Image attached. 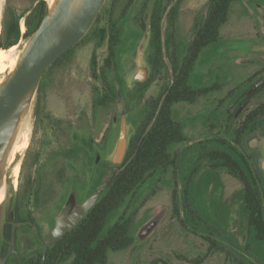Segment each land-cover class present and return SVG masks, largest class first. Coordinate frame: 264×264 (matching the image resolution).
Here are the masks:
<instances>
[{
	"label": "rangeland",
	"instance_id": "obj_1",
	"mask_svg": "<svg viewBox=\"0 0 264 264\" xmlns=\"http://www.w3.org/2000/svg\"><path fill=\"white\" fill-rule=\"evenodd\" d=\"M207 1H183L174 35L175 45L176 43L179 45L180 52L193 37L194 18L205 15ZM151 2L152 0H132L125 14L120 16L126 5V1L122 0L114 10V17H119V25L123 30L116 55L117 76L112 71L109 79L116 87L121 81L123 92L109 108L93 109V88L100 87V83L91 76L90 57L95 52L98 68L107 57L106 43L97 46L94 36L84 37L68 57L42 75L26 109L27 147L18 151L11 164L7 160L8 153L7 155L5 151L2 153L0 185L4 198L0 204V243L9 204L12 203L15 194L27 187L38 175V171H41L43 177L42 200L37 205L29 197L24 212H31L42 226L44 235L53 222L55 223V219L70 213L89 196L98 193L99 197L101 196L103 187L95 186L97 169L101 168L105 173L102 181L104 183L112 173L113 166H118L112 164L110 159L121 126L123 124L126 126L131 138L147 103L159 95L167 78L164 77V81L157 79L151 83L140 100L136 97L131 99L128 94L129 91L138 88L137 83H142L133 79L137 70H147L146 80L150 74L147 62L148 36L145 30L142 31L138 26L136 16L144 3L149 7ZM106 3L105 1L104 4ZM240 3V0L232 3L228 21L220 30V39L202 50L188 79V86L192 89L212 85L218 86V89L200 97L194 104L179 103L173 107V119L181 124L186 138L183 143L170 149L171 156L177 157L178 170L172 165L163 171L155 172L127 198L125 206L114 216L110 225L123 211H128L130 215L134 214L130 228L134 243L125 251L108 253L106 264H158L156 261L160 258L169 257L174 260V256L192 249L190 244L184 246L185 240L191 237L183 235L181 230L179 232L178 224L173 226L170 233L168 232L171 227L166 224L171 220L174 205L172 194L183 193L189 205L188 210L198 212L203 219L201 225L198 220L191 221L187 214L188 210L185 209V218L188 219V227L191 229H201L204 223L215 222L218 218V223L215 222L218 230L226 233L225 228L231 215L235 214L239 219V208L236 206H240V203L234 193L238 195L242 193V184L225 169L214 168L206 154L213 150L231 153L228 146L233 145L234 131L241 125L249 111L264 103V93H260L238 108L234 117L230 119L227 117L226 111L232 107L234 100L239 98L260 73L258 64L251 65L246 63L245 59L264 57L262 34L264 30L254 28L249 21L247 25L243 22L241 17H244L245 12L242 11ZM7 5L22 15L34 6L33 0H2L0 33L1 20ZM106 24L105 18L101 26ZM166 28L167 22L164 19L162 23L164 33ZM21 30L25 31L23 20ZM26 42L20 40L16 46L22 49ZM164 58L169 67L167 56L164 55ZM10 72L12 69L9 70V74ZM231 91L236 95L227 101L225 98ZM253 135L256 138H253ZM257 139L256 149H243L244 155H250L254 167L257 164L259 166L264 160V125L258 122L254 134H246L243 141L254 145ZM21 143L23 139L17 140L14 145L20 146ZM70 148H78L77 158L65 161L59 157V151ZM16 164L19 165V173L17 182L14 183L12 168ZM260 185L264 200V182L262 181V184L260 182ZM93 190L94 193L89 195ZM222 190L236 196L238 204L235 203L236 206L232 204L226 193H221ZM166 232L168 233L165 234ZM202 232L209 233L207 228ZM197 241L194 239L193 244ZM248 244L249 248L246 251L248 254L256 258L264 257L259 242L252 239ZM194 247L195 255L198 251L197 246ZM177 261L178 264L184 263Z\"/></svg>",
	"mask_w": 264,
	"mask_h": 264
},
{
	"label": "trees",
	"instance_id": "obj_2",
	"mask_svg": "<svg viewBox=\"0 0 264 264\" xmlns=\"http://www.w3.org/2000/svg\"><path fill=\"white\" fill-rule=\"evenodd\" d=\"M122 0H106L101 11L96 17L90 30L84 37L94 36L97 46L106 43L107 57L103 65L98 68L95 52L89 61L91 76L100 83V87L93 88V109H106L113 105L117 97L123 92V83L120 81L116 87L110 81L109 75L117 70L116 55L121 43L122 26L119 25V17H114V10ZM126 5L121 10L120 16L125 14L132 0H125ZM184 0H152L148 7L144 3L137 13L136 21L142 31L149 26V41L147 62L150 67V77L146 82L138 83L136 89L128 92L133 99L136 94H141L148 89L151 83L157 80V76L167 77L159 95L148 103L140 122L136 125L131 136L123 162L113 166V171L103 183L104 174L101 168L97 169L95 186H102L103 192L95 205L80 223L66 233L60 240L52 245L46 253L45 264L69 262V264H106L108 253H117L129 249L134 239L130 234L134 214L123 211L118 219L110 225L114 216L125 206L127 198L141 186L148 177L157 171H163L172 166L173 158L170 153L172 146L185 141L183 129L180 123L173 119V107L179 103L194 104L200 96L209 92L210 89L197 91L188 86V79L199 54L208 45L215 43L220 38V30L227 22L229 10L236 0H208L205 6V15L197 16L193 22V37L186 45L184 53H170L171 47L175 46L173 30L179 15L181 4ZM34 6L23 15L11 7L6 6L1 20L0 49H9L16 46L20 40L27 41L41 24L46 11L45 0H33ZM107 19V24L101 26V22ZM166 19L167 28L162 30L163 20ZM25 31L21 30V22ZM83 37V38H84ZM80 42V41H79ZM78 45V43L76 44ZM75 45V46H76ZM74 46V47H75ZM73 47V48H74ZM71 48L59 59L51 63L47 69L58 64L68 57L73 50ZM164 54L169 60L166 65ZM171 70V77L169 75ZM163 80V81H164ZM136 99V98H135ZM141 99V97L137 98ZM261 114V108L246 115L241 126L234 132L233 143L238 147L243 143V134L249 124L254 123L256 116ZM229 117H232L231 115ZM56 123H60L56 121ZM235 156L240 154L231 147ZM59 157L65 161L77 158L78 148L59 151ZM88 154V152L86 151ZM208 161H212L214 168L224 167L230 173L241 175L240 180L245 188L246 204L250 210V223L255 229V237L264 248V209L260 196V182L252 184L246 181L239 162L235 157L224 150H213L206 154ZM239 158L243 160V155ZM91 161L92 157H90ZM108 165H110L108 163ZM41 171L30 181L27 187L19 190L9 204L4 228L2 231L4 251L7 243L12 239H20V234L25 233L28 227H21L26 219L30 218V211H25L26 200H31L39 205L43 197V177ZM94 190L89 194H93ZM16 224L15 233L11 232V225ZM6 243V244H5ZM12 262V263H11ZM9 264H33L32 261L22 262L17 257H12Z\"/></svg>",
	"mask_w": 264,
	"mask_h": 264
},
{
	"label": "flooded vegetation",
	"instance_id": "obj_3",
	"mask_svg": "<svg viewBox=\"0 0 264 264\" xmlns=\"http://www.w3.org/2000/svg\"><path fill=\"white\" fill-rule=\"evenodd\" d=\"M240 2H241L240 6L243 7L242 11L245 12L244 17H241L243 19V22H245L247 25V22L249 21V23L252 26L254 25V28L259 27L260 30H262V29L264 30V0H240ZM227 21H228V19H227ZM262 34H264V32H262ZM174 35H175V29L173 30V36ZM185 47L183 48L182 52H180L179 51L180 47L176 43L175 46L171 47L170 53H177L178 56H181V54L184 53ZM245 61H246V63H249L251 65L255 64V66H256V64H258V68H259L260 73L257 75L256 80H254V82H251L250 85L246 89H244V91L239 95V98H236V100H234V104L232 105V107L226 111L227 117H229L230 115L232 117H234V115L236 114L235 112L238 108H241L244 104H246L248 101H250L253 97L257 96L258 94L264 93V84L262 86H260L259 88L252 91V88L261 79L264 78V57L263 58H261V57H259V58L247 57L245 59ZM168 62H169V60H168ZM166 65H167V63H166ZM169 68H170V66H169ZM47 70L48 69L46 68L43 75L46 74ZM169 73H170V77H171V70H169ZM150 74H151V71H150ZM150 74H149V77H150ZM149 77H148V79H149ZM157 79L164 80V78L160 77L159 75L157 76ZM205 89H210L208 92V93H210V92L217 90L218 86L212 85L209 87H202V88L194 89V90L202 91ZM207 94H205L203 96H207ZM235 95H236V93H234V91H231L227 94L225 99H228L227 101H229ZM203 96H200V97H203ZM135 97L139 98V97H141V94L140 93L136 94ZM148 103H147V106H148ZM259 108H261V114H258L256 116L254 123L249 124V126L253 125L254 128L251 129V127H247L243 136H242L243 138H245V135L248 133L254 134L255 128H256V122L260 123L261 125H264V103L258 105L256 108L249 111L248 114L250 112L256 110V109H259ZM232 117H229V119ZM253 138H256V137H254V135H253ZM255 142L256 143L254 145H250V143L247 144L246 141L245 142L243 141V143L240 146V149H238L237 148L238 146L235 145L234 143H233V145L229 144L230 146H228V149L230 151H232L231 147L234 146L233 149H236L240 155H243V157H244L243 160L245 161L246 164H248L249 169L247 167H245V164L243 163L241 158H239L240 155L234 156L235 153L231 152V154L239 162L240 167L244 173L243 176L245 177L246 181H249V183L252 184V182L254 180V181H259L262 184V181L264 182V172L259 168L258 164L255 167L252 165V160H251L250 155L246 156L243 153V149H246V148H249V149L251 148V150L256 149V147L258 146V139ZM172 158H173V163H174L173 165H175L176 170H178L177 164H176L177 163V157L175 158V156H173ZM217 168H219V167H217ZM220 168L225 169L230 176L236 178L242 184V187H243L242 193L240 195L234 193V195H236L239 199L240 206H236V204H238V203H236V200H237L236 196L234 197L233 194L228 193L226 190L221 191V193H223V192L226 193L227 197H229V199H231L232 204L236 203L235 206L239 208V213H240L239 219L236 218L235 214L231 215V217L228 219L229 222L225 228L226 233L220 232L218 230V226H217V224H215V222L218 223V218H216L215 222H208V224L204 223L202 225L201 229L200 228L197 230L191 229L188 227L189 226L188 219L185 218V216H186L185 209L188 210L189 205L186 203V200L183 196V193H179V195L178 194L175 195L176 193L172 194V201L174 202V205L172 207L171 220H169V222L167 221V224H166L167 226L171 227V229L168 230V232L170 233L173 229V226H175V224H178L179 225L178 231L180 232V230H181L183 232V235H187V236L191 237V238H187L185 240L184 246H187L190 244L192 246V249L184 251L185 253H182L181 255L174 256V260H171L169 257H164V258H160V260H157L156 263H158V264H175V263L178 264L177 260H179V261L184 262L183 264H264V257L263 256H261L260 258L259 257L256 258V257H253V255H250L246 252L247 249L249 248L248 242L252 239L261 244L263 253H264V248H263L262 243L259 240H257V238L255 237V229L252 226V224L250 223L251 215H250V210L247 208V204H246V196H245L246 190L244 188L243 182L240 180V177L242 178V176L240 174L239 175L232 174L224 167H220ZM177 173L178 172H176V174ZM259 188H260L261 200H262V203L264 206V200L262 197L263 194L261 191V185ZM221 200H222V198H221ZM222 201L224 202V200H222ZM225 201H227L226 198H225ZM263 209H264V207H263ZM187 214H188L189 218L191 219V221L198 220L200 222V225H201L203 219L201 218V216L198 212L188 210ZM30 218L31 219H26L27 220L25 222L26 225L21 226V227H28L25 229V233L20 234L23 238L20 239V236L18 237L17 240H15V238L14 239L11 238V240L7 243V248L5 251H4L5 247L2 243V241H3V238H2L1 243H0V257L5 258L9 253L16 252V255H14V254L9 255V257L6 261V264H9L11 262L12 257H17V259H19L22 262L32 261L33 264H45V257H46L47 251L43 255L42 241L44 240L46 235L49 233V231L55 226V223H56L58 218L55 219V223L53 222V225L49 228L48 232L45 235L43 234L42 226L40 225L39 222H37V220L35 219V217L31 213H30ZM4 223H5V221H4ZM10 225H11V232L15 233V229H16L17 225L12 224V223H10ZM3 226H4V224H3ZM205 228L208 229L209 233L202 232V230ZM164 230H165V228L163 230H161L160 236L162 235ZM2 231H3V229H2ZM168 232H166L165 234H167ZM165 236H167V235H165ZM194 239H196L198 241H197V243L195 242L193 244ZM194 245L197 246V251H198L195 255H194V250H195ZM50 247H48V249ZM242 249H245V251H242ZM35 254L37 255V258H35L33 256Z\"/></svg>",
	"mask_w": 264,
	"mask_h": 264
},
{
	"label": "water",
	"instance_id": "obj_4",
	"mask_svg": "<svg viewBox=\"0 0 264 264\" xmlns=\"http://www.w3.org/2000/svg\"><path fill=\"white\" fill-rule=\"evenodd\" d=\"M105 1L82 0L78 9L71 12L70 0H62L58 12L51 20L47 19L46 11L41 24L27 40L32 41L22 62L5 89L0 93V143L6 140V133L10 129L12 117L20 101L27 92L34 90L35 93L44 71L51 63L59 59L83 39L90 30ZM145 33L149 41L148 23ZM147 73L146 69L137 70L133 77L134 81L144 82ZM263 84L264 78L252 88V91ZM129 140V132L123 124L110 159L112 164L120 165L123 162ZM259 168L264 172V160L260 162ZM98 198L99 193L89 196L70 213L64 214L57 219L55 226L42 241L43 255L48 247L52 246L80 223L95 205ZM20 225L24 226L26 223ZM10 254L16 255V252L9 253L5 258L0 257V264H6ZM33 256L37 258L36 254Z\"/></svg>",
	"mask_w": 264,
	"mask_h": 264
},
{
	"label": "bare ground",
	"instance_id": "obj_5",
	"mask_svg": "<svg viewBox=\"0 0 264 264\" xmlns=\"http://www.w3.org/2000/svg\"><path fill=\"white\" fill-rule=\"evenodd\" d=\"M47 2V19L51 20L59 10L60 3L62 0H45ZM82 0H70V11L73 12L78 9ZM1 4L0 0V19H1ZM32 40L27 41L22 49H19L20 46H13L9 49H0V93L5 89L7 83L13 77L14 73L18 69L20 63L22 62L26 51L28 50ZM12 69V72L9 74V70ZM9 75V76H8ZM34 96V90L27 92L24 98L20 101L17 106L14 116L12 117V122L10 124V129L6 133L7 137L4 142L0 143V163H2V153L5 151L6 155L8 153L7 160L11 164L14 160V157L18 151L24 150L27 147V121L28 116L26 114V109L29 106L32 98ZM23 139L21 145H14V143ZM5 155V156H6ZM6 158V157H5ZM6 160V161H7ZM11 168V167H10ZM19 173V165L16 164L12 168V176L14 177V183L17 182L16 178ZM3 182V181H2ZM4 198V193L0 185V204Z\"/></svg>",
	"mask_w": 264,
	"mask_h": 264
}]
</instances>
